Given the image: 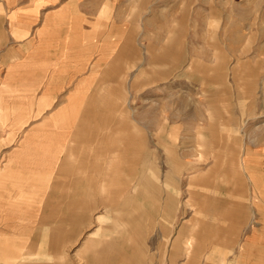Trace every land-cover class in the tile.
<instances>
[{
    "label": "rangeland",
    "instance_id": "1",
    "mask_svg": "<svg viewBox=\"0 0 264 264\" xmlns=\"http://www.w3.org/2000/svg\"><path fill=\"white\" fill-rule=\"evenodd\" d=\"M126 28V70L99 72L70 129L71 154L55 166L33 221L0 224L15 253L1 248L0 264H95L103 246H90V232L108 213L90 200L107 193L97 186L111 155L92 147L118 145L125 132L141 140L148 196L140 199L141 228L117 246L123 257L116 243L107 246L110 264H166L175 229L213 221L204 207L213 205L223 175L242 171L241 159H262L250 150L264 149V0H127ZM171 31L182 37L177 65ZM251 175L264 194V171Z\"/></svg>",
    "mask_w": 264,
    "mask_h": 264
},
{
    "label": "crops",
    "instance_id": "2",
    "mask_svg": "<svg viewBox=\"0 0 264 264\" xmlns=\"http://www.w3.org/2000/svg\"><path fill=\"white\" fill-rule=\"evenodd\" d=\"M126 19L127 0H0V224L6 229L27 227L38 214L55 166L71 154L70 129L78 126L84 103H90L99 72L126 70ZM173 34L177 42L168 49L171 64L177 65L182 37ZM119 142L106 150L92 147L111 155L109 179L97 186L107 193L90 200L91 206L99 200L108 213L96 216L90 232V246L102 242L104 252H94L95 264H110L107 246L116 243L119 249L128 231L141 228L140 199L148 196L143 188L148 179L139 165L141 140L125 132ZM252 149L262 159H241L242 171L223 175L213 205L204 207L213 221L209 217L175 229L166 264H264V194L251 175L264 171V149ZM92 165L98 169L100 160L94 157ZM114 182L116 189L109 186ZM1 234L0 249L15 257ZM134 241L129 247L135 259Z\"/></svg>",
    "mask_w": 264,
    "mask_h": 264
},
{
    "label": "bare ground",
    "instance_id": "3",
    "mask_svg": "<svg viewBox=\"0 0 264 264\" xmlns=\"http://www.w3.org/2000/svg\"><path fill=\"white\" fill-rule=\"evenodd\" d=\"M177 23V22H176ZM175 26V25H174ZM175 28V27H174ZM177 31V30H176ZM176 34V33H175ZM198 154H199V152H198ZM254 173V172H253ZM252 178L254 179V175H252ZM144 195V194H143ZM137 214H138V212H137ZM139 215V214H138ZM134 217V216H133ZM131 219V218H130ZM132 220V219H131ZM130 220V221H131ZM123 222V221H122ZM123 224V223H122ZM124 225V224H123ZM127 229V228H126ZM128 230V229H127ZM134 230V229H133ZM4 262V261H3Z\"/></svg>",
    "mask_w": 264,
    "mask_h": 264
}]
</instances>
